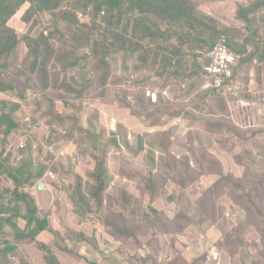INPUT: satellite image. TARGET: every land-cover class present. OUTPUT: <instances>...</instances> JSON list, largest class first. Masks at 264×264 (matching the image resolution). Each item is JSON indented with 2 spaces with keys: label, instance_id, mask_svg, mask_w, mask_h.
I'll use <instances>...</instances> for the list:
<instances>
[{
  "label": "rangeland",
  "instance_id": "obj_1",
  "mask_svg": "<svg viewBox=\"0 0 264 264\" xmlns=\"http://www.w3.org/2000/svg\"><path fill=\"white\" fill-rule=\"evenodd\" d=\"M253 1L198 0L197 9L218 24L238 30V41H242L250 36L253 28L248 29L237 18L236 11L238 7L251 6ZM57 14L59 11L37 13L39 24L36 25L22 22L14 15L10 24L20 35L38 36L44 30L47 33L55 30L64 40L62 44L54 43L55 47L67 50L70 45L67 23L57 19ZM254 19L255 39L249 38L253 42L246 45V59L236 68L235 76L242 90L238 99L230 103L221 96L200 90L201 66L206 62L205 46L201 47L191 38L183 40L178 55H183L187 70L184 75L176 76L177 64L164 67L161 55L171 53L177 38L155 35L134 39L130 26L126 37L133 43L137 40L139 49L133 51L134 45L126 50L111 47L104 60L106 66L96 64L90 54L91 41L99 38V31L92 32L88 47L76 51L77 57L85 55L87 58L74 73L83 83H91L81 98L57 88L41 91L17 78L12 90L0 92V100L9 101V108L19 106L12 114L21 118L18 134L29 129L23 116H31V119L35 114L44 113L48 117L44 122L49 135L44 146L49 147L50 152L46 164L37 162L44 170L35 180L29 181L26 173L19 176L23 182L17 185L10 171L0 169V181H9L5 188H0V196L7 199L1 205L10 204L15 189L20 194H28L36 191L33 186L36 181L46 183L55 197L49 223L54 225L55 233L60 229L62 234L57 232V237L46 233L45 237H49V245L62 264H90L93 259L100 260L101 264H167L170 258L181 257L177 256L175 248L176 236L187 237L189 231L188 236L194 238L195 230L197 234L205 231L202 227L206 228V248L201 250L204 255L212 250L220 253L224 263L238 255L247 260L245 264H264V10L257 11ZM126 21L125 16L120 31L125 29ZM160 29L162 31L163 26ZM19 47L7 61L6 73L10 76L24 62ZM256 48L259 53L254 56ZM193 63L200 68H193ZM147 90L157 92L156 103L150 102L145 94ZM163 90L166 96L161 95ZM43 96L47 100L61 99L62 105L55 107L54 100H49V112H42ZM109 107L115 109L113 113L106 111ZM125 109L142 124L139 132L124 127L122 111ZM111 123L115 126L113 131ZM78 127L99 136L96 152L107 167L109 184L101 207L92 204L79 208L82 229L92 234L89 235L90 247L74 250L69 247L73 241L78 245L88 240L66 229V219L57 213L61 205L74 210L72 197L78 182L82 183L85 193L93 184L87 172L92 170L94 162L81 153L76 143L84 138L78 133ZM163 128L168 130L161 134ZM139 137L146 155L138 151ZM23 141L27 145L28 140ZM20 155L23 154L19 152ZM126 173L143 178L159 175L155 198L162 204L159 212L149 211V204L155 199H148L138 177L128 179L124 176ZM19 207L22 213L23 206ZM45 213L40 212L39 217H46L48 212ZM112 224L121 228V232L125 229L127 236L115 232ZM19 225L21 228L24 222L19 220ZM14 226L8 227V235H14ZM214 226L219 233L226 232L220 240L218 232L213 235ZM20 228L16 229L21 231ZM39 240L48 242L44 236ZM13 241L16 240L13 238ZM25 243L31 242L21 244ZM185 247L180 250L184 257L199 255L196 248L186 250ZM62 248L73 253L63 252Z\"/></svg>",
  "mask_w": 264,
  "mask_h": 264
},
{
  "label": "trees",
  "instance_id": "obj_2",
  "mask_svg": "<svg viewBox=\"0 0 264 264\" xmlns=\"http://www.w3.org/2000/svg\"><path fill=\"white\" fill-rule=\"evenodd\" d=\"M197 2L198 0H0V92L12 90L16 85V79L21 78L30 86H37L41 91L59 88L74 98H81L91 83L89 81L83 83V79L74 73L82 61L87 58L85 55L77 57L76 51L90 45V38L95 30L99 31L100 35L99 38L91 41L90 54L93 61L102 67L107 65L104 60L113 46L126 50L134 45L133 51L139 49L140 45L137 40L133 43L126 37L128 26L131 27L134 39L137 36L142 38V36L154 37L155 35L177 38V45L173 47L171 53L161 55L164 67L172 66L173 63L177 64L178 73H175L176 76L184 75L187 70L183 55H178L184 39L191 38L201 47L205 46V56L213 48L220 35L228 36L226 42L228 49L240 55L238 64L245 61L246 45L252 43L256 36L254 14L264 10V0H254L252 5L247 8L238 7L237 18L248 29L253 28L250 36H245L242 41H238L240 37L238 30L226 28L214 19L200 13L197 9ZM63 4L67 7L62 6ZM44 11H59V14L56 15L57 19L67 23V38L70 44L67 50L55 47L54 43L62 44L64 42L55 30L48 32L45 36L41 33L38 36H31L20 35L11 27L10 21L14 15H18L22 22L39 24L37 13ZM77 12H88L89 21L78 24L77 22L80 21L77 19ZM125 16L127 25L124 30L120 31L119 26ZM162 26L163 30L161 31L160 27ZM79 35L80 37H78ZM251 37L252 41L249 39ZM19 46L24 48L22 60L24 62L10 76L6 73L7 61L9 55ZM258 53L259 49L256 48L252 54L257 56ZM262 55L260 59H263ZM156 58L157 55L154 59ZM193 64V68L199 67L195 63ZM236 71L237 69L234 70V75ZM9 105V101L0 100V145H3L6 138L11 133L17 132L19 128L12 118V114L19 109V106L12 105L9 108ZM77 129L78 133L81 132L84 135V138L79 140V144L76 141L80 146L81 153L88 155L94 162L92 170L87 172V176L93 182L89 186L88 192L83 191L81 182L77 183L73 192L72 205L75 212L80 214V207L92 204L97 207L103 205L109 179L104 160L98 157L96 152L99 136L87 129L79 127ZM111 134L115 135L113 132ZM138 141L137 148L140 151L142 150V139L139 137ZM161 147L163 148V146ZM42 174L43 170H40L37 177H41ZM124 176L128 179L138 177L148 193L149 200L153 201L156 198L158 174L147 178L132 173H126ZM15 182L20 185L22 180L16 179ZM11 194L18 204L23 206L26 220L24 232L16 230L14 226L15 244H21L24 241L33 242L42 231L48 230L47 220L45 217L42 219L36 217L35 202L28 194H20L17 189ZM20 205H18L19 211L21 210ZM112 227L115 232L127 236L125 229L121 232V228L116 224H112ZM50 232L54 236H59L57 232L52 230ZM13 249L10 246L4 251H0V263ZM41 249L45 253L44 264H62L47 245L41 244ZM61 250L73 253L70 249L62 248Z\"/></svg>",
  "mask_w": 264,
  "mask_h": 264
},
{
  "label": "crops",
  "instance_id": "obj_3",
  "mask_svg": "<svg viewBox=\"0 0 264 264\" xmlns=\"http://www.w3.org/2000/svg\"><path fill=\"white\" fill-rule=\"evenodd\" d=\"M17 49V48H16ZM15 49V50H16ZM19 54L20 56L23 58L24 56V48L22 46L19 47ZM59 90V88H58ZM46 95V94H45ZM48 98V95H46ZM51 97V96H50ZM49 97V98H50ZM49 100H54L49 99ZM46 99V97L43 96L42 98V103H40V105L43 107L42 108V112H49V101ZM18 101V100H17ZM19 102V101H18ZM62 100L61 99H55L54 100V106L56 107V105L59 107L60 105H62ZM48 106V107H47ZM108 110H106L108 113L114 112V108L109 107L107 108ZM124 112L125 115V119H124V127L128 130H132L133 131H138L141 130L142 128V124L139 122H137V119L134 118V116H131L130 111L129 110H124L122 111ZM118 113V112H117ZM16 116H13V120L14 122H16L18 124L19 120L21 119L19 115L15 114ZM31 116H23V120L27 121V127L29 128L28 131L26 132H22V134H18L19 132H15V133H11L7 138L6 141L3 145H0V169L2 170H8L10 171V176L16 180L18 178H20L19 176H22L23 174L26 175L27 173V177L30 179L29 181L35 180V176L38 175V172L40 170H44V167L40 165L37 166L38 163H42V164H46L48 161V157H49V152H50V148H46L44 146V140L46 138H48L49 132L47 130L46 127V123L44 122L48 117L46 115L43 114H35V116H33L30 119ZM36 121H35V119ZM173 121V120H172ZM168 129L163 128V130L161 131L163 133H165ZM19 131V130H17ZM91 131V130H89ZM128 137H130V135L128 134ZM23 140H28L27 145L25 144V142ZM36 141V142H35ZM19 144V145H16ZM42 149H41V147ZM26 148V149H25ZM20 150V151H19ZM19 152L21 154H23L22 156H19ZM41 153V155L39 156L38 153ZM25 153V154H24ZM30 153V154H29ZM48 153V154H47ZM156 154H159L158 152H155ZM140 154L146 155V151L143 149L142 151H140ZM45 155L47 156L45 158ZM153 160L156 161V158L150 156ZM36 158V159H35ZM46 160V161H45ZM38 162V163H37ZM141 167V165H140ZM9 181L4 182L3 180L0 181V188L1 186H4V188L6 187V185H8ZM23 182V181H22ZM40 182L36 181L35 184L33 186L36 187V191L35 192H31L28 193V195L34 200L35 205H36V217L38 219H42L39 217L40 212H43L45 215V212H48L47 216L45 217L47 220V229L48 230H44L42 231L37 237L36 240L31 242V243H25V244H15V242L13 241L14 235L10 236L8 234V227L10 226V228L13 227V225L15 224V229L16 228H20L19 225V220H22L24 222V225H21V232H24L26 230V220L24 218V210L19 211L18 209V202L12 198L10 201V204L7 206H2L1 204L5 203L2 201H6L7 199L4 198V196H0V209H1V213H0V251H4L6 248L8 247H13L14 249L12 250V252L7 253L6 254V258L3 259L0 264H44V251L41 249V244H45L47 245L50 250L52 251L50 245H49V237H45L46 235L51 234V230L54 232L55 228L51 225V222L49 223V218L51 215V211L54 208L53 205V201L55 199V197H53L50 194V190L48 189L49 186L46 183H43V188L41 191H39L37 189V186ZM25 185V184H24ZM12 195V194H11ZM136 197V196H135ZM137 198V197H136ZM149 199V198H148ZM144 201V199H143ZM150 208L149 211L152 213H156L159 212L162 209V204L159 202V200L155 199L153 202H151L149 204ZM60 211L57 213V215L60 218L66 219V221L69 223L67 224L66 221H64L65 224V228L66 229H70L71 231H73L74 233H77L78 236L81 237V235L85 238V240H88V243H79L78 245L75 243V241H73L72 245H69V247H71L72 249L75 250V248H79L81 247L82 249H87L88 247H90V237L89 235L92 234V232H90V234L86 231H84V228L82 229V222H80V218L81 216L79 214H77L76 212H74L73 208L71 207H64L63 205L60 206ZM50 211V212H49ZM188 216V214H186ZM79 216V218H78ZM185 216V215H184ZM189 217V216H188ZM195 223L193 222L192 225H194ZM62 227V226H61ZM205 231L201 234H197L194 228H191L192 230H195V235L193 234L194 238H191L190 236H188L191 232H187L186 235L187 237H182L181 236H176L177 237V241L175 244V248L177 249V256L181 255L180 258H170L168 260L167 264H245L247 262V260L244 257H239L238 255L236 256V258H232L229 259L228 263H224L222 262V258L220 256V253L216 252L214 253V251L210 250L207 252V255H204V252L201 250H204V248H206V228L202 227ZM15 229H14V233H15ZM90 231L93 230V227H89ZM17 230V229H16ZM57 232H59L60 234H62V230L57 229ZM209 233V231H207ZM214 234H216V232H218V240L221 239V237L226 233L225 231H222V233H219V230L216 228V226H214ZM184 234V233H183ZM210 234V233H209ZM44 236V239L46 238V241H42L39 242L41 239V237ZM96 236V235H95ZM210 237V235L208 236ZM217 238V237H216ZM63 239V237H62ZM210 239H208L209 241ZM192 241L193 244L191 246H189ZM205 243V244H203ZM93 246H96L93 245ZM183 246H186L185 249L186 250H190L193 247L197 249V256H189V257H184V254L182 252H180V250L183 248ZM182 247V248H181ZM214 248V247H212ZM206 250V249H205ZM53 252V251H52ZM55 254V253H54ZM56 255V254H55ZM57 256V255H56ZM92 256H96V255H92ZM59 260V259H58ZM86 262H88L86 260ZM93 263L90 264H101L100 260L97 261L96 259L92 260ZM66 264H72L70 262H66ZM88 264V263H87Z\"/></svg>",
  "mask_w": 264,
  "mask_h": 264
},
{
  "label": "built area",
  "instance_id": "obj_4",
  "mask_svg": "<svg viewBox=\"0 0 264 264\" xmlns=\"http://www.w3.org/2000/svg\"><path fill=\"white\" fill-rule=\"evenodd\" d=\"M76 16L80 22H88L90 19L88 12H77ZM43 34L46 35L47 32L43 31ZM227 38L228 36L220 35L213 48L205 55L206 62L200 74V90L221 96L225 102L230 103L231 100L238 99L242 85L234 75L240 55L228 49ZM145 94L152 104L158 101L157 92L147 90ZM166 94L165 90L161 92L162 96Z\"/></svg>",
  "mask_w": 264,
  "mask_h": 264
},
{
  "label": "water",
  "instance_id": "obj_5",
  "mask_svg": "<svg viewBox=\"0 0 264 264\" xmlns=\"http://www.w3.org/2000/svg\"><path fill=\"white\" fill-rule=\"evenodd\" d=\"M114 128H115L114 123H111V130L113 131ZM43 186H44L43 183L40 182V183L38 184V186H37V189H38L39 191H41L42 188H43Z\"/></svg>",
  "mask_w": 264,
  "mask_h": 264
}]
</instances>
